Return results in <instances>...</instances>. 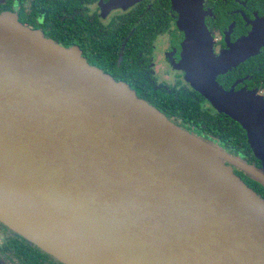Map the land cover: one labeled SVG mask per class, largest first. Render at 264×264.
<instances>
[{"label": "water", "instance_id": "95a60500", "mask_svg": "<svg viewBox=\"0 0 264 264\" xmlns=\"http://www.w3.org/2000/svg\"><path fill=\"white\" fill-rule=\"evenodd\" d=\"M171 2L177 69L242 128L259 167L0 13V223L61 264H264V199L234 173L264 189V98L216 80L258 54L264 17L213 57L202 0Z\"/></svg>", "mask_w": 264, "mask_h": 264}, {"label": "flooded vegetation", "instance_id": "af4514ba", "mask_svg": "<svg viewBox=\"0 0 264 264\" xmlns=\"http://www.w3.org/2000/svg\"><path fill=\"white\" fill-rule=\"evenodd\" d=\"M202 10L211 54L219 57L264 17V0H202ZM0 13L13 14L22 25L61 47L79 50L90 66L129 85L138 98L166 117V112L173 111L163 104L161 96L183 94L197 101L201 113L216 118L224 128L235 127L234 121L213 109L185 81L184 71L177 69L184 54L185 34L178 27V13L171 0H0ZM261 52L263 55L264 46L255 56L218 75L219 85L225 91L255 90L264 98V88L257 87L250 65H246ZM177 116L169 118L181 129L217 139L203 125L192 128ZM240 134L247 141L243 130ZM253 163L260 166L258 161ZM234 173L254 190L248 176L235 168ZM256 193L264 199V192ZM22 251V239L0 223V264H19Z\"/></svg>", "mask_w": 264, "mask_h": 264}, {"label": "trees", "instance_id": "16d2710c", "mask_svg": "<svg viewBox=\"0 0 264 264\" xmlns=\"http://www.w3.org/2000/svg\"><path fill=\"white\" fill-rule=\"evenodd\" d=\"M261 54L262 52L260 53V55H258L257 58H254L253 60H248L246 62V65H250L249 69L252 73V79L257 82L256 85L258 88H260L259 84L262 86V88H264V54ZM246 73H249V71H246ZM161 99L163 101V104H165L166 107H169L170 110L173 111V113L166 112L168 117L164 115L171 123L172 121L169 117H172L175 114L178 115L177 117L181 118L183 121L190 123V126L192 128H196L200 125H203L205 129H207L208 132H211V134L217 139H206L194 133L196 136L202 138L206 142H210L214 145H217L220 149H222L231 156L238 157L241 160H245L248 164H252L253 161H256L253 155H251V150L247 141L244 140V136L240 134L242 128L236 122H234L235 127L224 128L222 123L216 118L211 117L207 113H201V107L197 101L193 100L192 98H187L183 94H180L178 96H161ZM221 143L224 147L227 148V151L222 148ZM243 153H245V156ZM250 183L254 190H257L256 192H258L259 194H262V192H264L262 186H260L252 179L250 180ZM20 238L23 241L24 251H22L20 255H18L19 264H61L55 261L50 256H48L47 254L41 252L39 249H37L32 244L28 243L22 237Z\"/></svg>", "mask_w": 264, "mask_h": 264}]
</instances>
